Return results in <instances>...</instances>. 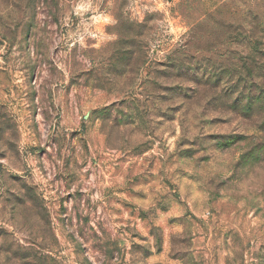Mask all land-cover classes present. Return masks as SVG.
Wrapping results in <instances>:
<instances>
[{"label":"rangeland","instance_id":"1","mask_svg":"<svg viewBox=\"0 0 264 264\" xmlns=\"http://www.w3.org/2000/svg\"><path fill=\"white\" fill-rule=\"evenodd\" d=\"M263 29L264 0H0V264H264L261 104L158 76Z\"/></svg>","mask_w":264,"mask_h":264},{"label":"trees","instance_id":"2","mask_svg":"<svg viewBox=\"0 0 264 264\" xmlns=\"http://www.w3.org/2000/svg\"><path fill=\"white\" fill-rule=\"evenodd\" d=\"M257 27L261 28L259 26ZM262 33L264 34V29ZM255 38L256 36L250 35V39ZM240 42L243 44L242 41ZM257 44L259 46V40ZM253 46L256 47L255 44ZM254 47L251 51L249 49H247L249 50L247 51L244 48L245 51L242 53H245L246 57H240L241 59L237 63H233L230 68L225 65L215 68L209 64L202 65L198 63L195 67H192L189 66L190 64L177 66L170 63L168 65H162L163 70L160 71L158 76H161L164 80L169 79V82L173 81L171 83H164L165 90L170 92H175L177 89V87H175L177 86L175 80H184L183 86H185L184 84H188V87L182 89L186 90L187 95H189L187 91L194 93L202 88L207 90L211 85L219 89L223 88V90H220L222 94L224 92L226 93V97L228 95L232 97L231 95L241 89L242 97L240 95L241 98L238 97V100H235L240 104L238 107L239 110H243L245 114H249L252 112L254 105L259 103L264 111V64H261V62L264 61V56L263 52ZM247 54H249V56H247ZM256 78L262 79L261 82L257 81ZM233 83L236 85L230 86L233 85ZM222 84H224L223 87ZM166 100L167 99L163 97V104H165ZM259 131L264 133V123L259 126Z\"/></svg>","mask_w":264,"mask_h":264}]
</instances>
